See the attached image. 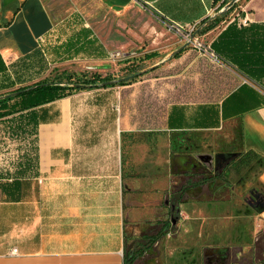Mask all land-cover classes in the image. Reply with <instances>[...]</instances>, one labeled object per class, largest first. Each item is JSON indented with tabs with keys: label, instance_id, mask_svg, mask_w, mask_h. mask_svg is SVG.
Segmentation results:
<instances>
[{
	"label": "crops",
	"instance_id": "0c3cea01",
	"mask_svg": "<svg viewBox=\"0 0 264 264\" xmlns=\"http://www.w3.org/2000/svg\"><path fill=\"white\" fill-rule=\"evenodd\" d=\"M96 1L114 13L136 6L182 33L215 15L218 25L201 35L207 45L231 24L264 25V0L243 1L238 16L221 13L233 0ZM57 25L41 0H0V55L7 68L0 91L13 82L18 64L46 51L60 59L87 54L111 67L113 53L96 32L68 48L56 42ZM234 45L226 39L227 47ZM175 52L128 73L140 75L126 85L83 87L37 107L26 127H15L26 112L0 120V264H124L125 252L172 212V194L190 177L179 170L183 156L202 148L216 167L234 152L252 153L253 181L264 192L263 81L191 46L173 58ZM209 184L186 193L178 207L187 218L176 235L136 263L147 256L145 264H174V257L178 264H203L214 248L224 256L234 248L251 250L264 205L242 222L239 216L253 210L231 202L228 187L194 197Z\"/></svg>",
	"mask_w": 264,
	"mask_h": 264
},
{
	"label": "rangeland",
	"instance_id": "374dc122",
	"mask_svg": "<svg viewBox=\"0 0 264 264\" xmlns=\"http://www.w3.org/2000/svg\"><path fill=\"white\" fill-rule=\"evenodd\" d=\"M41 1L58 24L55 28V34L58 36L56 42L62 41L66 44V40L71 34L84 26L97 33L106 52L119 53L120 55L110 62L111 67H109L100 65L101 63L99 64L97 61H92L87 54L81 56L67 54L60 59V56H56L55 50L51 53L46 51L47 54L45 55L44 53L34 55L26 63L21 62L18 64L17 71H12L13 82L16 84L9 89L1 90L0 95L42 80L75 82L76 80L81 81L84 76L94 73L102 76L109 74L108 76L112 79L125 76L144 66L160 62L170 52H175L185 44L182 36L185 32L182 33L181 30L178 31L164 26L153 18L149 12L136 6L126 13H114L96 0ZM243 1L245 0L238 1L237 5ZM198 37L203 43L206 42V40H202L201 35ZM93 66L97 68L106 67L109 70L96 71L95 69H88ZM194 154L190 153V155L183 156L179 170L184 178L188 174L182 172L183 170L195 174L193 177L197 180L202 176H215L222 172L226 166L223 172L224 178L212 179L211 184L206 185L204 188V192H194V197L201 198L204 193H210L221 188L224 190L225 187H228L233 195L231 202L239 199L244 208L253 210L251 213L239 216L242 222L251 221L252 218H255L254 211L256 212L257 208L264 205V192H261V189L257 187L258 185L254 183L251 173V167L257 158L249 152H234L223 166L216 167L211 152L202 148L196 152V155ZM193 163L196 164V167L192 169L190 164ZM183 209L184 207H180L176 224L177 229L179 221L182 219L185 221L187 218L186 213L182 211ZM176 215V212H170L165 219H171ZM258 230L249 252L240 254V250L234 248L225 256H222L223 264H264V224L260 228L258 227ZM234 232L236 233V231ZM171 236L173 237V235ZM227 236L219 237V239H225ZM218 249L214 248L213 250ZM147 258L146 256L140 259L136 264H145ZM170 261L178 264L179 259L174 257ZM221 262H212L206 257L203 264H222Z\"/></svg>",
	"mask_w": 264,
	"mask_h": 264
},
{
	"label": "trees",
	"instance_id": "16d2710c",
	"mask_svg": "<svg viewBox=\"0 0 264 264\" xmlns=\"http://www.w3.org/2000/svg\"><path fill=\"white\" fill-rule=\"evenodd\" d=\"M231 10L232 8L226 12H230ZM209 17L202 22L201 25L207 22L208 23L204 27L200 28L198 33L199 35H203L218 25L220 21L218 20V17L212 19ZM262 28H264V25L256 23L249 25L247 24L246 27H236V25L231 24L216 38V40L211 44V48L214 54L220 60L236 66L250 79L258 83L263 81L262 86L264 87V31H261ZM88 32H90L89 28L81 27L75 33L71 34V36L66 40V44L64 46L68 48L74 47L81 41V35ZM228 38L235 40V45L231 48L226 46V39ZM83 41H85L83 44L86 47L89 42L85 39ZM183 51L184 49L176 51L172 57L176 58L180 56ZM38 53L39 52H37V54ZM28 60H30V56L25 58L23 62L26 63ZM6 69V65L0 55V73L5 72ZM15 71L17 70L15 69ZM136 71L137 70H135V72ZM139 75L140 74L135 73L132 78H129V80L120 81H115L116 79L114 80L108 75L102 76L101 74L97 73L84 76L81 81L76 80L75 82L50 80L38 81L34 84L23 86L11 92L0 95V120L17 112H26L25 115H20L21 118L26 119H16V121L13 120L16 123L15 127H26L27 121L24 120H28L29 117L31 118L34 115L33 112L37 107L64 98L70 93L71 90H77L88 86L99 88L102 86L109 87L116 85H126L129 82L137 79ZM15 84L16 83L14 82L9 84L7 83L1 89H9ZM30 121L32 120L30 119ZM225 167L223 168L222 172L215 176H202L197 180L193 177L195 174L185 172L186 174L190 175L189 179L180 187H178L171 197L172 212H176L177 215L171 219L157 221L149 232L141 236V238L138 240V245H136L135 248L125 252L124 264H135L139 258L145 256L146 252L165 236L171 234L174 237L177 230V221L176 223H173V219H178V206L185 201L186 193L191 189H196L203 186L204 184L212 181L214 178H224L223 172Z\"/></svg>",
	"mask_w": 264,
	"mask_h": 264
},
{
	"label": "built area",
	"instance_id": "2783aa9c",
	"mask_svg": "<svg viewBox=\"0 0 264 264\" xmlns=\"http://www.w3.org/2000/svg\"><path fill=\"white\" fill-rule=\"evenodd\" d=\"M240 0H237L235 2V4L233 6H231L232 11H233V16H238L240 14L239 9H237V2ZM234 21V19L230 20L229 22ZM241 24L242 25H246L247 24V20L243 19L241 20ZM175 29L180 31V28H175L174 26H171V29ZM195 31V28H190L189 30H187L184 34H182L183 38H184V43L189 42V46H191L192 48L196 49L197 51L203 53V54H209L212 55L216 58V55L214 54L211 45H207L206 43H203L201 41V39L198 37V35H196L195 37L192 38V34ZM120 54L119 53H113L111 55V58L113 60H115ZM170 235V234H169ZM12 253H17V249L12 250Z\"/></svg>",
	"mask_w": 264,
	"mask_h": 264
},
{
	"label": "water",
	"instance_id": "95a60500",
	"mask_svg": "<svg viewBox=\"0 0 264 264\" xmlns=\"http://www.w3.org/2000/svg\"><path fill=\"white\" fill-rule=\"evenodd\" d=\"M237 0H233V1H231V2H229L228 4H226L225 6H223L222 8H221V13L222 12H226V11H228L230 8H231V6H233L234 4H235V2H236ZM210 19H212V18H215V15H212V16H210L209 17ZM208 23V22H207ZM207 23H204L203 25H201L197 30H195L194 32H193V34H192V38L193 37H195L196 35H198V33H199V30H200V28L201 27H204ZM189 46V42H186L179 50H181V49H184V48H186V47H188ZM178 50V51H179ZM134 75H131V76H125V77H123V78H119V79H117L118 81H120V80H129V78H132ZM117 80H115V81H117ZM176 219H173V223H176ZM138 245V244H137ZM218 251V252H217ZM224 251L225 250H215V252H217V253H219V254H223L224 253ZM222 259V264L224 263V260H223V258H221Z\"/></svg>",
	"mask_w": 264,
	"mask_h": 264
},
{
	"label": "flooded vegetation",
	"instance_id": "af4514ba",
	"mask_svg": "<svg viewBox=\"0 0 264 264\" xmlns=\"http://www.w3.org/2000/svg\"><path fill=\"white\" fill-rule=\"evenodd\" d=\"M210 256H212V257H210ZM222 254H221V256H219V254L217 253V252H215V253H212V255H209L208 256V259H210V261H212V262H215L216 261V263L218 262H221V258H222Z\"/></svg>",
	"mask_w": 264,
	"mask_h": 264
}]
</instances>
